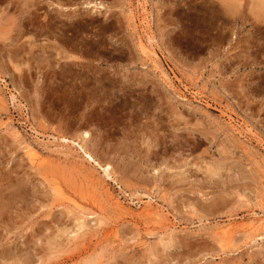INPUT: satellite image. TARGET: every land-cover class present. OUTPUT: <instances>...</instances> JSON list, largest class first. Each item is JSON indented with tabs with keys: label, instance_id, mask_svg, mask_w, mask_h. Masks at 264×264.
<instances>
[{
	"label": "rangeland",
	"instance_id": "rangeland-1",
	"mask_svg": "<svg viewBox=\"0 0 264 264\" xmlns=\"http://www.w3.org/2000/svg\"><path fill=\"white\" fill-rule=\"evenodd\" d=\"M228 2L0 0V264H264V0Z\"/></svg>",
	"mask_w": 264,
	"mask_h": 264
},
{
	"label": "bare ground",
	"instance_id": "bare-ground-1",
	"mask_svg": "<svg viewBox=\"0 0 264 264\" xmlns=\"http://www.w3.org/2000/svg\"><path fill=\"white\" fill-rule=\"evenodd\" d=\"M234 1V0H233ZM259 1V0H258ZM228 4H229V2H228V0H224V5H225V7L227 8V6H228ZM142 52H144V51H142ZM148 57V56H147ZM41 135V134H40ZM87 134H85L84 136H86ZM77 145V144H76ZM27 148V147H26ZM26 148H25V150H26ZM78 148V147H77ZM79 149L80 150H82V148L79 146ZM28 150V149H27ZM28 152V151H27ZM31 152H32V150H31ZM31 152H29V153H31ZM56 152V151H55ZM87 152V151H86ZM82 153V154H84L85 156H86V159H87V161L88 162H90L91 164H93V165H95V166H98V167H100L97 163H96V161H94L93 160V158L90 156V155H88L87 153ZM32 154V153H31ZM34 154V153H33ZM36 154V153H35ZM28 156L29 157H35V155L34 156H31L30 154H28ZM32 159V158H31ZM38 159V158H37ZM41 160H43V159H41ZM31 161V163H32V161L33 160H30ZM45 161V160H44ZM34 162V161H33ZM43 162V161H42ZM34 164V163H33ZM35 164H39V163H35ZM102 168H104L103 169V171L105 172V175L106 176H108V173H107V171L109 170V168H108V166H104V167H102ZM100 169H101V167H100ZM110 174V173H109ZM108 179V178H107ZM94 180V179H93ZM55 185V184H54ZM53 185V186H54ZM52 186V187H53ZM56 186H58V185H55V187ZM99 186V185H98ZM58 188H59V186H58ZM98 188V187H97ZM58 190V189H57ZM58 192V191H57ZM61 193V192H60ZM110 197V196H109ZM116 201V200H115ZM114 201V202H115ZM118 202V201H117ZM95 204V203H94ZM74 206H75V204H74ZM76 208V207H75ZM149 209V208H148ZM147 208L146 209H144V210H142V213L141 214H143L144 213V216H146V217H148V216H150L151 214H153V216H156L157 215V213H156V211L153 213V212H151V209L150 210H148ZM118 210V209H117ZM79 214V213H78ZM89 217V216H88ZM257 220L258 219H252V220H250V222H245V225H244V223H243V229L245 230L244 232H249V233H251L252 232V230L254 229V227H255V225H257ZM92 221V220H91ZM258 221H260V220H258ZM80 222V221H79ZM157 222V221H156ZM232 225V224H231ZM231 225H229L230 227H231ZM242 225V224H241ZM72 226V225H71ZM89 226V225H88ZM234 226V225H233ZM232 226V228H234ZM240 226V225H239ZM238 226V227H239ZM257 227V226H256ZM75 228V227H74ZM240 228V227H239ZM236 229V228H235ZM234 229V230H235ZM230 231H231V228H224L223 230H221V235L220 236H223V237H227V238H229L230 236ZM70 232V231H69ZM112 232H113V230H112ZM79 233V232H78ZM86 233V232H85ZM218 233H219V231H218ZM220 234V233H219ZM256 237V236H255ZM219 238H222V237H219ZM221 240H223V239H221ZM229 240V239H228ZM248 240V239H247ZM163 241V240H162ZM226 248V247H225ZM10 258V257H9ZM15 259V258H14ZM11 260V259H10ZM1 261V260H0ZM7 261V260H6ZM17 261H15V262H13V263H16Z\"/></svg>",
	"mask_w": 264,
	"mask_h": 264
}]
</instances>
